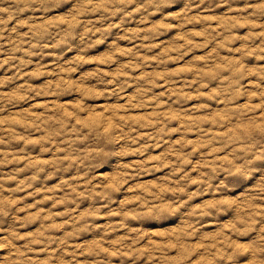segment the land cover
Returning a JSON list of instances; mask_svg holds the SVG:
<instances>
[{
  "label": "clouds",
  "instance_id": "clouds-1",
  "mask_svg": "<svg viewBox=\"0 0 264 264\" xmlns=\"http://www.w3.org/2000/svg\"><path fill=\"white\" fill-rule=\"evenodd\" d=\"M0 264H264V0H0Z\"/></svg>",
  "mask_w": 264,
  "mask_h": 264
}]
</instances>
